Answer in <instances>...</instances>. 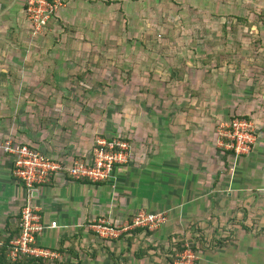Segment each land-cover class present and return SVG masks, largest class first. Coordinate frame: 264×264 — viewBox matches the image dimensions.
Instances as JSON below:
<instances>
[{
    "label": "rangeland",
    "instance_id": "1",
    "mask_svg": "<svg viewBox=\"0 0 264 264\" xmlns=\"http://www.w3.org/2000/svg\"><path fill=\"white\" fill-rule=\"evenodd\" d=\"M114 8L101 23V15H93L95 22L53 28L48 21L37 33L31 30L30 48L18 53L28 57L24 66L32 72L31 87L47 90L27 96L37 103V115L63 122L64 133L75 134L82 126L88 141L120 138L134 148L139 136L150 134L160 118L184 105L186 113L210 120L217 133L231 116H248L256 124L257 142L264 144V0H131ZM29 141L36 148L40 143ZM56 142L58 149L61 140ZM263 149L255 145L251 153L263 160ZM247 156L235 161L230 155L240 171L238 186H254V216L242 223L257 231L264 226V208L255 188L260 183L252 180L262 176L264 163L256 160L246 170ZM220 225L214 226L218 230ZM239 225L231 217L224 227L234 230ZM142 233L118 238L128 249L142 248L148 232ZM95 237V248L79 244L80 255L72 256L75 260L68 255V264L95 258L98 249L119 244ZM55 252L53 258L62 257Z\"/></svg>",
    "mask_w": 264,
    "mask_h": 264
},
{
    "label": "crops",
    "instance_id": "2",
    "mask_svg": "<svg viewBox=\"0 0 264 264\" xmlns=\"http://www.w3.org/2000/svg\"><path fill=\"white\" fill-rule=\"evenodd\" d=\"M130 1L61 0L49 24L54 28L95 22L97 18L93 15H101V23L114 7ZM25 3L26 0H0V235L9 225L16 226L27 195L25 187L13 176L11 158L1 150L7 138L39 141L37 146L44 153L68 160L89 158L97 140L88 141L87 132L80 129L82 126L75 134L64 133L63 122L45 121L42 112L36 114L37 103L27 97L47 90L31 87L32 72L24 66L28 57L18 53L21 48H30L32 41ZM169 107L173 106H166ZM177 107L179 112L160 118L150 134L139 136L134 148L129 145L127 163L117 164L108 180L58 177L39 187L32 202L40 209L44 221L55 220L59 227L47 228L39 235L38 244L52 250L61 245L65 248L70 239H75L77 251L84 242L89 250L88 246L95 248L96 237L86 231V223L103 217L117 224L142 210L164 211L167 220L159 230L144 234L148 240L144 247L128 249L121 244V236L111 241L119 243L117 247L98 249L97 257H88L77 264H174L179 253H173L175 243L181 238L186 245L190 246L191 240L197 246L195 264H264V226L256 231L242 223L254 216V186H238L239 168L233 166L232 157H228V163L224 160L217 140L220 137L210 120L186 113L184 105ZM153 109L159 110L155 105ZM22 111L25 113L21 114ZM58 139L61 142L55 149ZM258 143L255 145L264 146ZM262 157L263 160L255 152L248 154L246 170L253 169L256 160L264 163V152ZM256 176L252 183L256 180L260 183L255 188L264 208V164L262 176ZM231 217L241 224L234 230L224 227ZM218 223L222 228L217 230L214 225ZM91 254L95 256L94 250Z\"/></svg>",
    "mask_w": 264,
    "mask_h": 264
},
{
    "label": "built area",
    "instance_id": "3",
    "mask_svg": "<svg viewBox=\"0 0 264 264\" xmlns=\"http://www.w3.org/2000/svg\"><path fill=\"white\" fill-rule=\"evenodd\" d=\"M25 12L32 30L37 33L43 29L61 5V0H26ZM256 124L249 118H233L220 124L218 135L221 147L233 151L234 158L248 155L257 141ZM1 150L11 158L13 176L26 189L24 202L18 218L20 234L10 241L8 257L34 256L41 258L57 257L55 251L38 244V237L47 228L59 227L53 220L45 222L40 209L32 202L34 192L39 187L51 183L58 177L93 182L106 181L111 177L117 164L128 160L129 145L120 138H101L96 141L89 158L50 156L41 150L7 138ZM167 220V213L139 211L127 220L116 224L103 219L88 225L89 231L102 239H115L135 228L153 231ZM2 240L0 239V246ZM197 254L186 248L177 254L174 264H195Z\"/></svg>",
    "mask_w": 264,
    "mask_h": 264
},
{
    "label": "trees",
    "instance_id": "4",
    "mask_svg": "<svg viewBox=\"0 0 264 264\" xmlns=\"http://www.w3.org/2000/svg\"><path fill=\"white\" fill-rule=\"evenodd\" d=\"M233 118H248V116H244V115H237V116H231L229 120L233 119ZM107 139H111L107 138ZM21 143H25L28 144L29 146L35 147L36 146L31 143L30 141H20ZM222 152L224 153V160H226V163H228L227 159L228 157H230V155L233 157V151L231 150H225L223 149ZM19 217V216H18ZM81 230V228L78 229V231ZM147 231L149 232L147 229L145 228H135L133 230H131L133 233H139L141 231ZM20 234V228L18 226V219H17V223L16 226H12L9 225L6 230L5 233L3 235H0V239L2 240V245L0 246V264H68L69 263V256H76V245H75V239H68L69 240V245L65 248L62 247V245L60 247H58V249L53 248V251H58L59 253H61L62 257L61 258H53V259H47V258H41V257H34V256H25L22 255L20 257H18L16 260H11L8 257V253H9V249H10V241L13 240L14 238H16L17 236H19ZM191 243L192 241L189 240L188 243ZM186 241L184 240H178L175 243V250L173 251V253L176 252H181L186 248ZM194 246V245H193ZM192 246V247H193ZM191 247V246H190ZM191 247V248H192ZM192 250H197V246L193 247Z\"/></svg>",
    "mask_w": 264,
    "mask_h": 264
}]
</instances>
